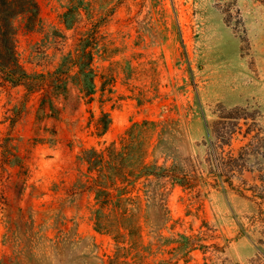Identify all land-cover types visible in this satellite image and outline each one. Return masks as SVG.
Segmentation results:
<instances>
[{
    "label": "rangeland",
    "instance_id": "rangeland-1",
    "mask_svg": "<svg viewBox=\"0 0 264 264\" xmlns=\"http://www.w3.org/2000/svg\"><path fill=\"white\" fill-rule=\"evenodd\" d=\"M36 3L0 68V264H264V0ZM143 121L163 168L115 192L118 250L81 152Z\"/></svg>",
    "mask_w": 264,
    "mask_h": 264
},
{
    "label": "trees",
    "instance_id": "trees-1",
    "mask_svg": "<svg viewBox=\"0 0 264 264\" xmlns=\"http://www.w3.org/2000/svg\"><path fill=\"white\" fill-rule=\"evenodd\" d=\"M21 18L26 26H34L39 21V11L36 0H0V68L17 67L21 68L16 54V34L17 28L14 21ZM14 81V80H13ZM80 92L92 94L94 85L91 83L87 89L79 88ZM45 107V103H41ZM109 116L102 113L96 122L95 129L97 135L106 133L109 126ZM156 123L143 121L133 123L119 138V148L116 143H111L103 151L91 148L81 152L82 161L88 166V173L95 178L89 177V189L99 200L100 210L92 214L94 229L98 233H103L112 238L116 248L124 244L122 238L125 236L121 231L131 233V225H126L130 218L127 211H112L108 207L112 205L115 192H121L127 186L136 183L140 179H145L152 175L157 176V172L163 167L157 166L156 162H147V153L155 132ZM135 144V156L137 162L131 170L127 162L129 148ZM133 177V180L130 178ZM173 180V179H172ZM171 184H180L172 182ZM107 209V210H106ZM132 242V241H128ZM106 264H142L136 259H107ZM171 264V263H167ZM176 264V263H172Z\"/></svg>",
    "mask_w": 264,
    "mask_h": 264
}]
</instances>
